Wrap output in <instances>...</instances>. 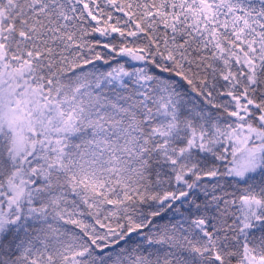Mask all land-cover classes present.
I'll list each match as a JSON object with an SVG mask.
<instances>
[{"label":"snow or ice","instance_id":"snow-or-ice-1","mask_svg":"<svg viewBox=\"0 0 264 264\" xmlns=\"http://www.w3.org/2000/svg\"><path fill=\"white\" fill-rule=\"evenodd\" d=\"M0 264H264V0H0Z\"/></svg>","mask_w":264,"mask_h":264}]
</instances>
